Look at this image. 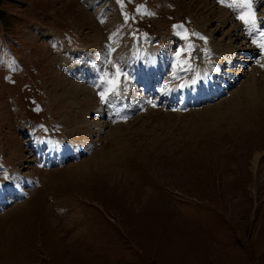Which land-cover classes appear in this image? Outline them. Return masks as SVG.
<instances>
[{
    "label": "rangeland",
    "instance_id": "1",
    "mask_svg": "<svg viewBox=\"0 0 264 264\" xmlns=\"http://www.w3.org/2000/svg\"><path fill=\"white\" fill-rule=\"evenodd\" d=\"M238 2L0 0V176L30 196L0 208V264H264V55L211 102L179 108L161 93L209 62L222 71L213 81L228 82L245 42L264 53ZM252 3L264 32V0ZM136 47L157 52L161 72L146 84L157 93L142 92L127 62ZM116 67L119 94L102 100ZM98 105L105 125L90 150L63 152ZM38 129L54 146L31 157ZM116 164L119 179L100 175ZM138 179L126 198L123 185ZM150 201L155 211H140Z\"/></svg>",
    "mask_w": 264,
    "mask_h": 264
},
{
    "label": "bare ground",
    "instance_id": "2",
    "mask_svg": "<svg viewBox=\"0 0 264 264\" xmlns=\"http://www.w3.org/2000/svg\"><path fill=\"white\" fill-rule=\"evenodd\" d=\"M258 15V14H257ZM226 20V18H223V21L222 22H224ZM227 21V20H226ZM225 21V22H226ZM234 28V27H233ZM233 28H232V30H233ZM249 28V27H248ZM235 29V28H234ZM249 30V29H248ZM235 31V30H234ZM244 31V30H243ZM246 31V30H245ZM236 32H237V30H236ZM240 32V31H239ZM248 32V31H247ZM250 32V31H249ZM248 32V33H249ZM231 33V32H230ZM230 33H227V34H225V36L226 37H229V34ZM250 34V33H249ZM247 35V34H246ZM255 36V35H254ZM231 37V36H230ZM237 37V39H239V35H237L236 36ZM251 37H253V36H251ZM256 41V40H255ZM261 41V40H260ZM230 42V47L227 49V47H226V51H225V53L222 55V56H224V58H227V57H232V54H230V52H232L233 51V49L234 48H232V44H231V42L232 41H229ZM257 42V41H256ZM142 46V45H141ZM228 46V45H227ZM244 48H246V47H242L241 48V50H245ZM134 49V48H133ZM221 50V49H220ZM132 51V50H131ZM134 51V50H133ZM228 51V53H226ZM135 52H136V54H131V56H130V58L128 59V61L127 62H130V60L131 59H135V61L137 62L135 65L139 68L138 69V71H139V74L141 75V80L143 81V83H144V86H146V84H148L149 82H150V80H149V77H150V73H151V71L153 70V71H157V73H160L161 72V70H160V66H159V63H158V56H157V52L155 51V50H149V49H141V48H138V47H136L135 48ZM131 53V52H130ZM138 58V59H137ZM138 60H139V62H138ZM229 61H231V59H229ZM134 66V65H133ZM134 69V68H133ZM198 70H199V72H198ZM222 71H220V62H218V64H213V65H209V66H202L201 65V67L199 68V69H197L196 68V70H195V73H194V75H191L190 74V78L189 77H187V78H189L187 81H186V83L185 84H182V83H180V84H174V85H170V86H167V88L163 91V92H161L162 93V96H165V94H166V99L168 100L170 97V101H172L173 99H176V98H181L182 100L184 99V97L186 96V95H188V93H186V92H188V91H184L183 89L184 88H190L191 90H194L199 84H200V80L203 78V77H206L205 79H206V81L203 83V86H206L209 82H212L213 81V78H215L214 76H217V75H219L220 73H221ZM225 73L227 72L226 70L224 71ZM230 73H231V71L229 70L228 72H227V74H225V75H227L226 76V78H228V82H226V83H231V77H230ZM152 76V75H151ZM155 79H157V78H155ZM152 81V80H151ZM193 81H196L195 83H193ZM256 83V82H255ZM98 84V83H97ZM151 85H153V82H152V84ZM257 85V84H256ZM246 87H249V86H253V84L252 83H249V84H247V85H245ZM147 87H149V86H146L145 88H147ZM155 87V86H154ZM150 88V87H149ZM250 88V87H249ZM85 90V89H84ZM257 90V89H256ZM87 91V90H86ZM250 91H251V88L250 89H248V91L247 92H249L250 93ZM264 91V90H263ZM88 92V91H87ZM252 92V91H251ZM256 92V91H255ZM259 92V91H258ZM261 92V91H260ZM256 95V94H255ZM260 96V95H259ZM69 97L71 98V97H74L73 95H69ZM109 97V96H108ZM257 97V96H256ZM255 98V97H254ZM262 98V97H261ZM263 99V98H262ZM93 100V99H92ZM180 100V99H179ZM123 101V100H122ZM119 102V101H118ZM124 104V103H123ZM99 107H97V106H95L94 108H93V110L94 111H92L93 113L92 114H96V119L94 120V121H87L88 119H87V115L89 114V109L87 110V113H86V115L84 116L85 117V119H81L80 120V122H78V121H76V122H78V124H77V126H76V128H75V130H76V132H79V130H80V133H78V138H76L75 140H73V138H71L70 137V139H69V141H65V142H61V144L59 145V147L63 150V152H68L67 150H69L70 152H81L82 151V149H87L88 147H90V146H92V141H91V139H89V137H90V135L89 134H91V133H97L98 135H99V132L101 131V129H102V127L105 125V122H103L104 120H101V116L100 117H98L100 114H101V112H103L104 110H102L101 109V106L100 105H98ZM108 108V107H107ZM131 108V107H130ZM79 109V108H78ZM81 111V110H80ZM86 111V110H85ZM112 111V109L111 108H109V111L108 112H111ZM259 121V120H258ZM83 134H85V135H83ZM91 138V137H90ZM67 139V138H66ZM76 142V145H77V147H75V146H73L72 144L73 143H75ZM38 147H40V144H38ZM69 153V152H68ZM257 156H258V154H255V163L257 162ZM122 165V164H121ZM120 168H121V166L119 165V164H116L114 167H112V168H103L104 169V171L103 172H100V175L102 176H104L105 178H110L111 177V179H112V177H114L115 176V178H116V180L117 179H119L118 178V175L116 174V171H120ZM95 171V170H94ZM126 171V170H125ZM127 171H130V170H127ZM123 173V172H122ZM132 173V172H131ZM127 174H129V173H127ZM127 174H125L124 173V175H127ZM18 177H20V175H18V174H16ZM130 175V174H129ZM23 178V177H22ZM95 178H98V177H95ZM101 178V177H100ZM126 178V177H125ZM128 178V177H127ZM91 180V179H90ZM110 180V179H109ZM125 180H127V179H125ZM129 180V179H128ZM131 180H132V178H131ZM24 181V180H23ZM27 181V180H26ZM101 181V180H100ZM123 181V180H122ZM117 182V181H116ZM9 183H11V184H9ZM17 183V182H16ZM106 183V181H102L101 182V186H102V184H105ZM119 183V182H118ZM125 183V182H124ZM141 183V179H138V180H136V182L134 181V183H132L131 185H127L126 183L123 185V186H125V188H123V189H121L122 191H123V194H128V195H126L125 194V197L127 196V197H129V198H132V199H136L135 197L138 195H136V196H134V195H132L131 193L129 194V192H132L133 190H136V192H138V191H140V184ZM17 185L19 186V184L17 183ZM17 185L16 184H13L12 185V182H6V183H4V182H1L0 181V195L4 192V191H8V192H11V191H15V190H19V191H22L21 190V186H19V187H17ZM21 185V184H20ZM106 185H108L107 183L105 184V186ZM104 186V187H105ZM143 191V190H142ZM135 191L133 192V193H136ZM140 193V192H139ZM147 193V192H146ZM144 195H148V194H145L144 193ZM156 196V197H155ZM126 197V198H127ZM145 197H147V196H145ZM150 198H153L154 200H156L157 202H161V203H163V201L159 198V197H157V195H150ZM151 200V199H150ZM142 201V200H141ZM144 201H146L145 199H144ZM138 202V201H137ZM136 202V203H137ZM140 202V201H139ZM147 202V201H146ZM148 202H149V200H148ZM151 202V201H150ZM154 202V201H153ZM144 204V203H143ZM142 204V206L140 207V209L143 207H147V209H149V210H154L155 211V207H156V205L157 204H153L152 202L150 203V204H146L145 206ZM140 205V204H139ZM153 206H155V207H153ZM142 208V209H143ZM142 209L140 210V211H142ZM146 209V210H147ZM144 210V209H143ZM139 211V212H140ZM143 212H145V211H143Z\"/></svg>",
    "mask_w": 264,
    "mask_h": 264
},
{
    "label": "snow or ice",
    "instance_id": "3",
    "mask_svg": "<svg viewBox=\"0 0 264 264\" xmlns=\"http://www.w3.org/2000/svg\"><path fill=\"white\" fill-rule=\"evenodd\" d=\"M234 6L239 9H244V11H242L239 14L238 18L244 23L245 26L249 27L250 30L255 31L259 21L255 15V12L253 11L252 0H239V2L236 3ZM185 39H187V36H185ZM201 39L206 40L205 37H201ZM260 47L264 48V44H261ZM188 48L189 49L192 48V45L189 44ZM121 73H122V69L116 67L112 78L107 77V74H105L106 82L109 85V87L103 94H101L102 100H105L106 97L110 94H117V95L119 94L120 85L122 83L120 79ZM125 79H126V74H125ZM101 82L104 83L105 80H102ZM195 82L196 81H193V83Z\"/></svg>",
    "mask_w": 264,
    "mask_h": 264
}]
</instances>
